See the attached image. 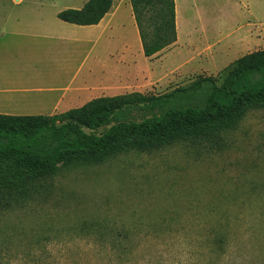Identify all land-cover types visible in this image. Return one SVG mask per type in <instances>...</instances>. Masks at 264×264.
Here are the masks:
<instances>
[{
	"label": "rangeland",
	"instance_id": "rangeland-1",
	"mask_svg": "<svg viewBox=\"0 0 264 264\" xmlns=\"http://www.w3.org/2000/svg\"><path fill=\"white\" fill-rule=\"evenodd\" d=\"M86 1L0 0V29L19 19L27 31L41 19L54 30L48 45L9 36L0 54L49 53L56 84L88 87L71 108L162 94L199 76L220 82L233 60L264 48V0H175L178 41L152 56L129 0H112L114 15L98 28L57 17ZM28 186L25 204L0 210V264H264V107L249 109L219 146L178 141L100 163L77 159Z\"/></svg>",
	"mask_w": 264,
	"mask_h": 264
},
{
	"label": "trees",
	"instance_id": "trees-1",
	"mask_svg": "<svg viewBox=\"0 0 264 264\" xmlns=\"http://www.w3.org/2000/svg\"><path fill=\"white\" fill-rule=\"evenodd\" d=\"M142 52L152 56L177 39L174 0H129ZM112 0H87L57 13L65 22L97 24ZM264 107V48L233 60L220 82L199 76L162 94L129 92L92 98L50 115L0 113V210L31 198L28 184L74 160L100 163L131 150L178 141L219 146L251 108ZM223 242L216 239V245Z\"/></svg>",
	"mask_w": 264,
	"mask_h": 264
},
{
	"label": "crops",
	"instance_id": "crops-1",
	"mask_svg": "<svg viewBox=\"0 0 264 264\" xmlns=\"http://www.w3.org/2000/svg\"><path fill=\"white\" fill-rule=\"evenodd\" d=\"M176 11L177 3H175V24H177L179 28V9L178 15H176ZM113 15V12L108 11L97 24L77 25L71 23L73 25L71 28H82V26L84 28L85 26L98 28L99 26L101 27L102 24L107 25L108 19L106 18H110V16ZM20 22L19 19H16L13 29H0V42L9 36H17L16 38H20V36H29L46 38L48 41L42 45L49 44V39L52 38L54 30L46 21L41 19L35 21L27 31L17 29L19 27L21 28ZM12 24L13 22L11 25ZM178 37L177 35L176 41L169 46L176 44ZM50 61L51 56L49 53L38 55L34 58L29 57V59L5 57L0 54V113L15 115L13 113H31L33 111L40 112L43 110L56 113L58 110H69L71 105L81 104V95L88 91V87L82 85L72 89L68 88V86L56 84L54 79L56 74L54 75V73L50 72L47 67ZM73 81L74 76L70 82ZM98 90H100V87ZM67 92L70 93L67 94Z\"/></svg>",
	"mask_w": 264,
	"mask_h": 264
}]
</instances>
